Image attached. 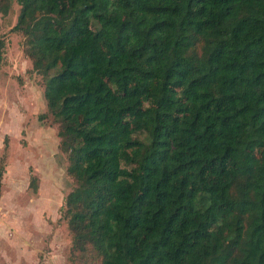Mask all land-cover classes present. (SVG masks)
I'll list each match as a JSON object with an SVG mask.
<instances>
[{
    "label": "trees",
    "instance_id": "16d2710c",
    "mask_svg": "<svg viewBox=\"0 0 264 264\" xmlns=\"http://www.w3.org/2000/svg\"><path fill=\"white\" fill-rule=\"evenodd\" d=\"M16 1L72 264H264V0Z\"/></svg>",
    "mask_w": 264,
    "mask_h": 264
},
{
    "label": "rangeland",
    "instance_id": "374dc122",
    "mask_svg": "<svg viewBox=\"0 0 264 264\" xmlns=\"http://www.w3.org/2000/svg\"><path fill=\"white\" fill-rule=\"evenodd\" d=\"M19 9L16 0H0V264H72L62 206L76 183L48 110L45 75L24 34L11 29Z\"/></svg>",
    "mask_w": 264,
    "mask_h": 264
}]
</instances>
